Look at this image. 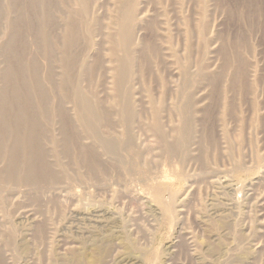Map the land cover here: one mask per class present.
I'll return each instance as SVG.
<instances>
[{"label": "rangeland", "instance_id": "374dc122", "mask_svg": "<svg viewBox=\"0 0 264 264\" xmlns=\"http://www.w3.org/2000/svg\"><path fill=\"white\" fill-rule=\"evenodd\" d=\"M43 1L0 0L4 107L23 92L16 88L17 81L30 85L27 79L35 57H40L44 88L48 87L43 79L48 67L56 70L54 81L60 84L61 71L56 59H48L45 46L49 41L42 37L50 34L52 24L48 22L49 1ZM140 1L138 8L147 6L150 13H141L144 19L149 16L141 25V14L133 23L138 26L132 45L134 101L152 95L160 108L162 95L179 92L188 68L193 79L188 89L191 122L185 127L173 112H161L166 131L172 133L183 125L175 141L169 139L174 150L171 156L164 154L150 134L140 133L141 162L150 173L141 177L144 185L139 168L128 172L123 162L105 157L108 176L89 183L79 173H71L68 187L55 185L44 192L0 183L5 196L0 201V264H264V0ZM85 3L88 14L74 18L80 38L72 42V51L79 61L70 77L99 102L112 123L119 124L113 68L122 53L112 57L110 36L117 35L111 22L120 3ZM69 5H56L54 16L61 10L67 16L78 11L73 1ZM110 23L113 27L109 28ZM36 40L43 52L37 50ZM13 91L15 95L8 98ZM31 100L35 112L38 105ZM66 107L76 123L73 108ZM183 139L188 149L179 143ZM129 155L122 157L129 161ZM65 159L62 163L67 165ZM71 171L76 172L74 166ZM171 195L175 197L173 209L166 207Z\"/></svg>", "mask_w": 264, "mask_h": 264}, {"label": "bare ground", "instance_id": "6f19581e", "mask_svg": "<svg viewBox=\"0 0 264 264\" xmlns=\"http://www.w3.org/2000/svg\"><path fill=\"white\" fill-rule=\"evenodd\" d=\"M48 1V22L52 23L51 27L49 26V32H51L50 34L48 33V36H45L44 34V36L42 35V37L45 38L43 39V41H46V39L47 41H49V46H45V51L48 54V59H56L55 65L57 69L61 71V74L59 76L60 84L57 86L54 81L57 77L56 70L48 67L47 70H45L46 77L43 78L45 84L48 87L47 89L44 88L41 81L42 66L39 62L40 57H35L33 59L34 61L32 70H28L30 73V78H28L27 81L30 83V85L28 86V83L23 81L20 83L18 81L16 82V88L21 87L23 89V92H18L20 97L21 95L22 97L20 98L18 96L16 99H11L10 97L15 95V92L13 91L14 93H11V95L7 96L8 98H10L9 104L6 103L7 105L4 107L3 105L5 104L4 101L6 99H4V96H1L0 94V165H3V169H0V183H15L18 187H26L28 191L34 190L37 192H44L43 189H49L51 186L54 187L55 185H65L68 187L70 184L69 177L71 176V173H79V176L83 174L84 177L89 180L86 183H89L92 182L91 180L96 179L97 177L108 176L106 167L107 164L103 161V158L105 157L110 160L116 159L117 161H120V164H122L123 162L125 164L123 167H125V170H128V172H135L132 171V169L135 170V168H139V181L143 184L144 181L141 177L144 174L150 173L147 171V167L144 165V161L141 162V158L142 160L144 159V153L142 149L143 145L141 142L142 136L140 133L142 132L143 135H146L148 137L150 134L151 137H153L157 141V145H161L163 147L162 150L164 154L167 156H171L174 150L172 147L173 145H171L173 144V142H171L170 140L175 139V136L180 133V129H182L183 125L191 122L189 111L192 110V94L188 91L193 80L191 77L192 75H190L191 70L189 72L188 68H186L185 71H183L181 88L177 94H164L160 97V108H156V100L152 98V95H149L150 97L146 95V100L137 98L136 101H134L133 92L135 91V88L131 85L133 79L131 71L134 54L132 45L134 44L133 30H136L137 25L133 26V23L136 19V16L138 17L144 10L148 12L149 9L146 8L147 6L144 7L143 5H140L143 0L140 1V8H138L139 0H119L120 9L118 10V14H115V16H117V19L115 18L113 22L110 21L115 29L117 27L116 30H118L116 31V36H112V34L110 36L111 45L114 46L111 50L112 57L116 56V58H118V56L120 55L119 52L122 53V56L120 55L121 58H119L116 68H113L116 69L114 71L115 77H113L115 92L113 94L115 99H113L116 103L115 107H118L119 113L117 114V117L121 119L119 124H114L112 123L113 121L111 122L109 120V114L100 108L98 104L99 102H94V97L92 100L91 96L85 94L86 90L85 92L82 90L79 81L71 80L72 77H70L72 72L71 70L76 66V61H79V57L72 51V46L75 44L74 43L72 45V42L76 38H80L76 37L80 34H78V29L74 24V18H76V16L82 17L85 14H88V7L86 6L85 8V0H72L77 5L78 11L73 10L74 13H71L69 14V16H67L66 13L61 12V10L58 13L60 17L59 15H57L58 17L54 16V12L57 11L56 5H61L63 8H66V6L69 5L72 1L53 0V4L50 2V0ZM50 3L52 4L51 6ZM100 7L102 9V6ZM68 11L69 10H67V12ZM141 15L139 25L144 23V20L149 19V16L148 18L146 17V19H144V13ZM39 19L40 18L38 17V21L41 20ZM111 23L109 25V28L110 26H112ZM64 24L65 27L61 29L60 26H64ZM44 25L45 24H43V26ZM56 30L61 32L60 35L58 34V32L56 33ZM36 33H39L40 36L38 23L36 25ZM91 34L89 33V38L91 41L90 44L94 45V42H92L91 40ZM190 35L191 33H189L187 39H189ZM36 36L38 35L36 34ZM104 36H106L107 38L109 35L107 36L106 34ZM140 37L141 36H139V39ZM36 41V44L38 43V49H36L42 51V47L39 46L41 42H38V40ZM115 41H117V43H115ZM118 41H121L120 46H117V44L119 43ZM52 44H55L54 48ZM78 44L76 45V49ZM26 48L28 49V46ZM25 52L27 58V51ZM28 60L29 58H27V63H29ZM113 61L112 63H115ZM83 67L86 68L85 66ZM14 73L15 72L11 74ZM82 84L84 83L82 82ZM10 85L14 89V84H9L8 86ZM26 87L27 89L25 90ZM85 89H87V87ZM19 90L21 89L19 88ZM97 97H99V95ZM31 98L35 99V102L38 105V109L35 112L33 111ZM168 101L169 103L167 104ZM100 103L103 106V102ZM166 104L168 105V107L166 106ZM66 105H70V107L73 108L72 110L74 112L73 114H75L74 118L76 123L72 121V118L70 116L71 112L69 108L66 107ZM169 108L171 109V111L169 110ZM165 110L168 113L173 112L175 118H177V121L179 120V122L183 124L182 126L177 124L178 129H176L172 133L165 130L166 125L163 122L161 113ZM170 119L172 118H169V120ZM171 123H173L172 120ZM168 141H170L171 143H169ZM86 142L88 143L86 144ZM179 143L184 144L188 149L189 144H185L186 141L184 142V139L183 141H179ZM125 153H128V155L130 154L129 156L132 157L131 160L128 161L122 157ZM182 153L185 154L184 151H182ZM64 158H66L64 162H69L67 165H65V163H62V159ZM72 166L75 167L76 172L71 171ZM149 176H151L154 180L157 179V177L153 174ZM171 197L172 200L166 207L173 209L175 205V197L174 195H171ZM3 198H5V196L2 192H0V201L1 199L3 201ZM184 199L179 201V203L184 201ZM101 212L98 211V213L100 214ZM103 214L106 213L103 212ZM99 216L100 215L95 214V216L93 217L100 218ZM105 216L106 215H104V217Z\"/></svg>", "mask_w": 264, "mask_h": 264}]
</instances>
